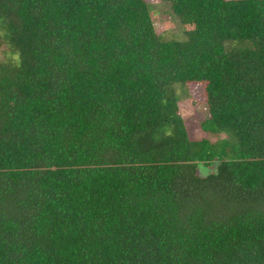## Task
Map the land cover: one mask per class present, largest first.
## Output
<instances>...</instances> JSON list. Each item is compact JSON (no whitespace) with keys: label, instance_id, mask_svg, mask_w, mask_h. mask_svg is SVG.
Here are the masks:
<instances>
[{"label":"trees","instance_id":"1","mask_svg":"<svg viewBox=\"0 0 264 264\" xmlns=\"http://www.w3.org/2000/svg\"><path fill=\"white\" fill-rule=\"evenodd\" d=\"M162 1L0 0V264H264V0Z\"/></svg>","mask_w":264,"mask_h":264},{"label":"rangeland","instance_id":"2","mask_svg":"<svg viewBox=\"0 0 264 264\" xmlns=\"http://www.w3.org/2000/svg\"><path fill=\"white\" fill-rule=\"evenodd\" d=\"M152 6V29L159 36L165 39H184L183 31H189L191 26H182L176 20L169 9V6L162 0H145ZM250 44L245 43L243 47H249ZM11 57L6 44L0 45V62L7 63ZM176 95L179 97L178 112L182 117L188 136L192 141H198L205 136L200 130L201 123L207 117L205 84L189 83L183 86L176 87ZM212 142L216 138L207 136ZM224 136H221L223 138ZM208 170L198 169V175L205 177Z\"/></svg>","mask_w":264,"mask_h":264}]
</instances>
